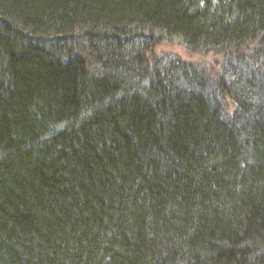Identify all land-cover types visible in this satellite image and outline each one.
<instances>
[{
  "label": "trees",
  "instance_id": "trees-1",
  "mask_svg": "<svg viewBox=\"0 0 264 264\" xmlns=\"http://www.w3.org/2000/svg\"><path fill=\"white\" fill-rule=\"evenodd\" d=\"M0 264H264V0H0Z\"/></svg>",
  "mask_w": 264,
  "mask_h": 264
},
{
  "label": "rangeland",
  "instance_id": "rangeland-1",
  "mask_svg": "<svg viewBox=\"0 0 264 264\" xmlns=\"http://www.w3.org/2000/svg\"><path fill=\"white\" fill-rule=\"evenodd\" d=\"M74 41H76L75 38H70V39L68 38L65 41V43H68V44H65V45L71 47V45L74 43ZM75 43H77V42H75ZM157 50H161V51L167 52L169 54H175V55H178L179 57H182L184 59L192 60V59L196 58L195 56H193L194 54L189 53L186 50H184L175 41H171V42H168V43H162L161 45H159Z\"/></svg>",
  "mask_w": 264,
  "mask_h": 264
}]
</instances>
